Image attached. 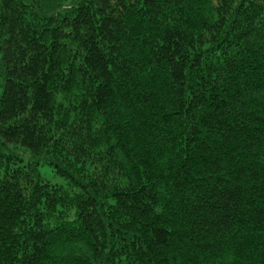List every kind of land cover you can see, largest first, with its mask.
<instances>
[{
  "label": "trees",
  "instance_id": "16d2710c",
  "mask_svg": "<svg viewBox=\"0 0 264 264\" xmlns=\"http://www.w3.org/2000/svg\"><path fill=\"white\" fill-rule=\"evenodd\" d=\"M0 264H264V0H0Z\"/></svg>",
  "mask_w": 264,
  "mask_h": 264
},
{
  "label": "rangeland",
  "instance_id": "374dc122",
  "mask_svg": "<svg viewBox=\"0 0 264 264\" xmlns=\"http://www.w3.org/2000/svg\"><path fill=\"white\" fill-rule=\"evenodd\" d=\"M52 180H59L57 177H51Z\"/></svg>",
  "mask_w": 264,
  "mask_h": 264
}]
</instances>
